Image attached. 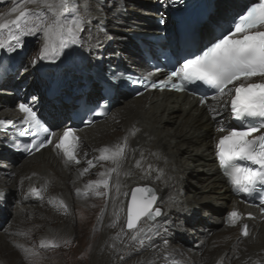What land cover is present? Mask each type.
Wrapping results in <instances>:
<instances>
[{"label": "bare ground", "instance_id": "1", "mask_svg": "<svg viewBox=\"0 0 264 264\" xmlns=\"http://www.w3.org/2000/svg\"><path fill=\"white\" fill-rule=\"evenodd\" d=\"M239 1L246 0H216L217 16L227 18V9L234 8ZM21 2L13 0L0 10V17L15 19L17 13L9 14L10 10ZM90 2L92 18L81 33L84 39L81 44L65 49L58 60L38 59L40 50L28 60L25 52L36 35L23 37V46L15 52L0 50V117L14 118L18 100L15 88H22L27 83L29 89L37 81L45 83L41 72L47 77L53 76L54 81H63L56 85L52 98L43 96L42 109L51 122L58 125L68 121L65 118L70 111L68 108L78 97L68 94L73 93L72 86H79L85 79L89 83V91L85 92L88 100L101 97L97 82L86 79L80 69L82 62L86 69L120 58L123 66L148 69L139 47L129 40L128 33L146 30L152 24L153 16L159 14L158 4L164 2ZM124 3H128L131 12H123ZM142 4L145 9L135 14L134 10ZM44 11L50 15L46 9ZM211 18L216 17L212 15ZM105 26L112 37L110 40L104 39V34L99 32V28ZM206 32L211 33V30ZM97 38L100 46H90L97 44ZM8 65L11 66L8 68ZM31 65L38 70L37 76L30 73ZM114 102L105 121L78 131L76 156L79 164L66 162L62 152L54 146L30 158H17L3 145L4 135L0 134V224L2 214H12L7 208L14 201L19 206L14 210L16 218L12 220H23L26 214L34 219L37 217L34 221L40 223V228H35L29 235L12 229L19 235L24 234V243L19 241L24 251L23 264H61L59 253L72 264L89 252L92 255L89 264H229L232 260L235 264H264V216L259 209L237 196L215 154L216 139L221 135L216 132L217 120L227 122L223 102L210 100L202 105L192 96L166 91L146 92L140 96L117 92ZM210 106L221 113L216 120L208 111ZM133 128L139 131L130 135ZM124 137H128L125 159L118 172L110 174L109 188L101 186L106 194L88 207L80 206L74 211L68 205L90 196L95 187L89 188V183L107 178L108 170L115 167L108 161L101 171L106 176L94 178L87 161L91 160L96 167L100 164L97 171L101 170L105 161L97 159L99 149L123 143ZM138 161L140 167L136 166ZM148 165H151V172L146 175ZM85 168L88 172L81 174ZM11 172L13 176L9 175ZM145 185L155 189L159 197L157 205L165 215L147 224L142 221L143 231L133 240L135 231L125 230L129 198L123 193ZM45 186L43 199L30 194V188ZM61 200L67 205V211L60 206ZM45 202L53 207L52 219V211L37 208ZM224 209V212L236 209L244 215L241 223L249 225V236L241 234L240 224L234 227L227 224L225 213L221 215ZM249 213L254 218L249 219ZM49 218L53 225L49 224ZM113 223L115 227L111 226ZM208 231H211L210 235L206 233ZM140 240L144 241L143 245ZM49 241L59 246L48 244L42 247L43 253L37 254L34 243L47 244ZM9 242L16 243L12 238ZM199 248L202 249L200 254ZM10 249L13 248L7 244V238L0 237V259L5 263L6 257L11 255ZM8 262L10 264V260Z\"/></svg>", "mask_w": 264, "mask_h": 264}, {"label": "snow or ice", "instance_id": "2", "mask_svg": "<svg viewBox=\"0 0 264 264\" xmlns=\"http://www.w3.org/2000/svg\"><path fill=\"white\" fill-rule=\"evenodd\" d=\"M27 5L35 7L29 8ZM91 8L90 0H22L10 10L9 14L17 13L15 19L0 17V50L15 52L23 46V37L40 34L42 47L38 59L54 62L64 54L65 49L71 45L81 44L84 39L81 33L85 31V26L91 23ZM45 9L50 15L46 14ZM99 32L104 34V39H112L106 28L100 27ZM90 46H100L99 38L96 45ZM120 76L124 77V74L120 73ZM149 76L151 73L142 78L133 79L127 76L124 79L147 87L149 85H145V81ZM198 82L213 89L215 94L211 97L212 100L223 102L232 119L238 122L230 126L217 120L216 132L221 135L216 139L215 154L224 174L237 193L253 196L264 192V132L261 131L264 130V0H250L234 18L231 26L220 37L215 38L210 46L200 54L186 58L178 68L171 71L167 79L161 80L158 84L150 83V87L185 92L189 85ZM230 85L232 87H229ZM192 95L195 96L196 92L193 91ZM225 97L228 99L225 100ZM207 101L206 95L200 96L202 105ZM18 110L23 113L22 127H16L12 121L4 120H0V127L11 124L18 136L31 138L30 142L23 143L24 152L31 155L33 149L39 151L53 144V137H57V132L47 126L32 106L21 102L18 104ZM208 111L214 120L221 115L214 106H210ZM137 131L139 129L133 128L130 135H135ZM256 133L260 134L255 135ZM78 141L75 129L69 127L59 135L54 147L62 152L66 162L79 164L80 160L76 156ZM127 148L128 137H124L123 143H118L112 148L99 149L100 156L97 159L111 161L115 167L108 170L107 178L90 182L89 188L101 186L109 188L110 174L118 172ZM87 163L89 167L95 166L91 160ZM136 166L140 167L139 161ZM88 170L83 169L81 174L87 173ZM150 172L151 165H148L146 175ZM100 175L106 176L105 173ZM29 191L31 195L43 199L46 186L32 187ZM77 191L79 193V190ZM116 191L120 193L119 184ZM96 195L102 193L97 192ZM123 195L129 198L126 226L135 231L136 234L132 236L135 240L143 231L140 227L142 221L147 224L148 221H155L165 213L157 205L159 197L152 187L137 186ZM261 201L264 204V196L261 197ZM60 206L67 211V205L62 200ZM257 207L264 213V207L260 205ZM248 218L254 217L249 213ZM243 219L244 215L233 209L227 216V224L233 227L240 224L241 234L247 237L250 235L249 225L241 223ZM111 226L115 227V223ZM143 243L144 241L140 240V244ZM48 244L52 247L59 246L51 241L43 246Z\"/></svg>", "mask_w": 264, "mask_h": 264}, {"label": "rangeland", "instance_id": "3", "mask_svg": "<svg viewBox=\"0 0 264 264\" xmlns=\"http://www.w3.org/2000/svg\"><path fill=\"white\" fill-rule=\"evenodd\" d=\"M12 1L13 0H0V10L2 8H5L7 5L9 4H12ZM105 1V0H104ZM140 2H147V0H138ZM126 4V6L123 8V12L124 13H128V12H131L128 10V3H124V5ZM145 5H139V9H135L134 10V13L135 14H139L140 13V9H145L144 8ZM2 13V11H0ZM155 17V16H153ZM154 19V18H153ZM152 24H150V26L154 25V20H151ZM109 24V23H108ZM107 28V26H106ZM31 43V44H30ZM29 47L27 48V56H28V60H32V58H34L37 54V52L40 50V48L42 47V42L40 40V34H37L36 35V39L35 40H30L29 42ZM30 73H33V70H36L32 65L30 66ZM29 73V72H28ZM108 163V161H105V163L103 162V166L100 168L101 170L97 171L98 170V167L99 165H97V167H91L90 169L92 170H89L90 172V175L94 178H97V177H100V173L101 171L105 168V165ZM10 176H13L14 173H9ZM103 188L99 187V188H94L92 189V193L90 194V196H86L84 199H77L75 200L74 203H71L69 204L68 206L69 207H72L74 209V211H77V209H79V207H88L90 204H92L93 202H96L98 201L100 198H102L105 194H106V191H102ZM96 192H100L102 193V195H96ZM92 196V197H91ZM91 202V203H90ZM11 207H8L7 208V211L9 212L10 210L12 211V214L10 213H6V214H2L1 218H2V223L0 224V233H2V235L0 237H6L7 238V244L11 245L12 246V250L10 249V254L12 255L13 253H15V255L13 256H7V262L5 263V261H2L0 259V264H9V260H10V264H23V248L20 246V242L19 241H22L23 242V239H24V234L23 235H19L18 233H15L12 229H16V230H22L26 235H29L30 232H32L35 228L36 229H39L40 228V223L38 221H34L35 219H38L37 217L34 219L32 218L31 216H28V215H24L25 216V219L21 220V219H18V220H12L14 217L16 218V215H14V210H16L19 206V204L15 203H11ZM48 205V206H47ZM9 206V205H8ZM37 207V206H36ZM37 208H41V210H44L45 212L46 211H52V216H50V218L52 219L53 218V214H54V211H53V207L51 204H48V202H45L44 204H41V205H38ZM226 209L222 210L221 211V215L223 214V212L225 211ZM225 213V212H224ZM38 214V213H36ZM57 214V213H56ZM59 214V212H58ZM201 214V213H200ZM13 215V216H12ZM42 217H44L43 215H41ZM41 217V218H42ZM48 217H46L45 219H47ZM49 218V224L50 225H53V221ZM57 220V219H55ZM15 223V224H14ZM11 227V228H10ZM125 230L127 231H132L130 229H127V226H125ZM208 235L211 234V231H208L206 232ZM205 233V234H206ZM214 235V234H213ZM10 238H12L13 240L16 241V243H10L9 240ZM9 242V243H8ZM24 243V242H23ZM184 244V243H183ZM34 245L36 247L35 251L37 254H40V253H43V245L42 242L38 243V242H35ZM186 246V245H184ZM78 250L80 249L77 248ZM201 248L198 249V253H202V249L200 250ZM44 251H46V247L44 249ZM59 257L61 258L60 259V262L61 264H70L67 260V257H65L62 253H59ZM92 258V255H91V252H89V254L86 256V257H80L76 260L73 261L72 264H89L90 263V260ZM5 260V259H4ZM146 262H144L143 264H145ZM229 264H235V261L232 260Z\"/></svg>", "mask_w": 264, "mask_h": 264}]
</instances>
